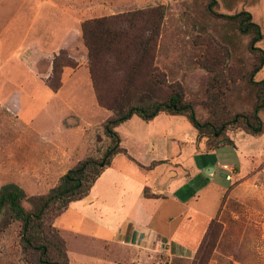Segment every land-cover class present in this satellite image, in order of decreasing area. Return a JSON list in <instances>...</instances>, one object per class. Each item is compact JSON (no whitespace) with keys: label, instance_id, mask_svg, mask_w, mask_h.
Here are the masks:
<instances>
[{"label":"crops","instance_id":"0c3cea01","mask_svg":"<svg viewBox=\"0 0 264 264\" xmlns=\"http://www.w3.org/2000/svg\"><path fill=\"white\" fill-rule=\"evenodd\" d=\"M80 24L77 7L71 3L64 5L62 0H0V116L4 114L7 120L10 117L12 126L14 114L18 115L17 123L22 129L29 128V119H20V113L13 107L16 101L8 89L23 92L28 75L44 74L46 60L53 63L61 50L77 59L78 48L74 44L81 39ZM82 45V53L87 55V48ZM48 69L51 70L50 65ZM71 70L64 67L63 82L57 91L43 84L51 93L49 100L55 99L54 107L59 111L53 125L38 122L42 138L55 133L53 128L60 125L63 108L75 106L70 92L83 89L79 82L67 80ZM34 80L37 82L35 77ZM90 85V100H75V104L90 103L94 107L95 94ZM47 102L43 110L50 112ZM96 107L101 108L99 104ZM181 117L161 113L144 123L135 115L125 122L147 129L146 133L137 130L129 136L138 155H132L130 146L123 143L125 152L113 158L87 196L71 202L55 219L66 240L70 264H172L174 258L193 259L209 223L219 216L224 205L219 196L207 197L211 186L223 190L216 181V171L226 172L229 191L233 182L227 179L230 171L223 166L233 168L235 176L244 178L254 164L253 158L258 156L252 149H242V143L249 145L245 136L232 137L241 131L238 130L229 133L238 161L225 163V159H220L221 147L206 149L194 127L195 132L190 134L192 141L184 140L189 126H179L184 123ZM3 124L0 117V127ZM154 125L160 126L155 129ZM82 129L62 132L60 138L64 141L54 149L53 158L50 154L43 155V164L65 173L84 158L89 140L85 128ZM66 219L73 221L67 223ZM199 220L203 230L196 226Z\"/></svg>","mask_w":264,"mask_h":264},{"label":"rangeland","instance_id":"374dc122","mask_svg":"<svg viewBox=\"0 0 264 264\" xmlns=\"http://www.w3.org/2000/svg\"><path fill=\"white\" fill-rule=\"evenodd\" d=\"M217 1L215 9L222 13L232 14L242 9L249 10L264 33V0ZM208 2V0H62L64 5L71 3L77 7V20L81 23V29L82 23L87 19L164 5L166 17L158 41L156 64L167 73L170 83H180L183 86L186 98L194 102L201 119H208L211 116L210 109L207 107V104L211 102L210 94L216 95L220 102L225 103L226 109L218 111L224 119L230 113L252 110L258 94L257 88L250 85L246 77L231 81L230 76H243L246 71L249 72L256 63V57L248 49L251 35L241 34L234 22L211 14L208 11ZM82 44L84 41L81 32V39L74 44L77 45L78 51L75 52L77 59H73L78 65L74 71L71 70L73 67H68L71 71L66 76L69 82L82 84L83 89L70 92V99L75 106L71 104L62 109L60 125L54 127L55 133L51 132L47 138L39 136L37 125L40 122L44 126H50L54 124L55 117L58 119L55 114L59 109L54 107L57 102L55 103V99L49 100L51 93L47 88L53 63L46 60L44 74L28 75L30 83H25L27 86L23 92L15 88L8 89V93L16 101L13 103L15 111L20 113V119L22 117L24 120L29 119V128L25 126L21 128L17 123L18 115L16 114L13 115L14 126L9 121L10 117L7 120L4 114L0 116L1 122L4 123L0 127V187L5 183L15 182L21 185L29 195L44 194L52 188L64 171L49 169V166L42 162L43 155L50 154L52 158L54 157V149H58L60 143L64 141L60 138L64 131H83L82 128H85L86 137L89 140L87 155H99L108 145L109 139L104 131V123L112 111L102 107L96 95H94L93 108L90 103L87 106L75 104V100H90L89 92L92 90L88 56L82 53ZM259 45L264 49V40ZM85 48H87L86 45ZM65 52L69 55L67 50ZM226 52L229 57L227 64L237 69L233 74L228 69L224 70L219 60L224 58ZM207 65L216 68L219 73L224 72V78L216 81L214 87H211L213 73L206 68ZM48 71L49 74H47ZM256 78H264V68ZM44 83L47 87L43 85ZM209 88H211L210 92ZM93 92L95 94L94 88ZM47 101L50 102V112L43 110ZM98 104L102 109L96 107ZM262 117L264 119V111ZM181 118L184 123L179 126L184 128L185 125L189 126L184 140L192 141L190 134L195 130L187 119ZM121 125L117 127L124 141L121 145L123 143L129 145L132 155H138L137 147L134 149L133 139L129 136L137 130L146 133L147 129L136 127L131 122ZM159 126L154 125L153 128L156 129ZM233 135L232 137L236 139L245 136V142L249 145L239 140L242 143V149H252L258 157L253 158L254 164L244 178L233 175L231 179L233 186L229 191L230 182L226 180V172L220 169L216 171V181L223 190H219L216 185L211 186L207 197L219 196L224 205L215 219V224L212 225V242H215V246L207 255L206 264L211 261L213 264H264V151L262 152L264 132L259 136H252L243 131ZM199 139L205 141V147L209 148L204 138ZM218 151L220 159H223L222 161L225 159V163H237L238 160L235 158L237 151L232 145L221 146ZM205 172H207L206 169ZM26 205L29 204L26 203ZM66 221L71 223L73 220L66 219ZM196 226L203 230L204 225L201 220ZM192 260L184 258L180 264H191ZM0 264H38L36 257L23 249L20 240V224L17 222L0 231Z\"/></svg>","mask_w":264,"mask_h":264},{"label":"trees","instance_id":"16d2710c","mask_svg":"<svg viewBox=\"0 0 264 264\" xmlns=\"http://www.w3.org/2000/svg\"><path fill=\"white\" fill-rule=\"evenodd\" d=\"M208 1L211 14L234 22L241 34L251 35L248 49L256 57V63L243 76L231 75L230 80L246 77L247 82L257 88L252 110L230 113L223 119L218 111L226 109L225 103L210 94L211 102L207 107L211 116L201 119L194 102L186 98L183 86L169 82L167 73L156 64L158 41L166 17L164 5L85 20L82 37L88 51V68L95 95L102 107L112 111L104 123L108 145L101 154L86 155L79 160L44 194L29 195L15 182L0 187V231L19 223L21 245L36 257L38 264H69L67 243L56 227L55 219L71 202L87 196L113 158L125 152L117 127L133 116L145 121H151L161 113L185 117L197 130L198 137L206 140L209 145L206 149L233 144L230 132L241 130L252 136L263 134L264 78H256L264 68V49L259 45L264 40L262 27L247 9L232 14L222 13L215 9L217 0ZM65 51L61 50L53 60L48 85L54 91L62 85L64 67L75 68L78 65ZM228 59L226 52L219 60L223 69L233 74L237 69L227 64ZM206 68L213 73L211 87H214L216 81L224 78V72L219 73L210 65ZM215 221L212 219L209 223L191 264H206L207 255L215 246L212 242ZM182 261L183 258H174L172 264Z\"/></svg>","mask_w":264,"mask_h":264},{"label":"built area","instance_id":"2783aa9c","mask_svg":"<svg viewBox=\"0 0 264 264\" xmlns=\"http://www.w3.org/2000/svg\"><path fill=\"white\" fill-rule=\"evenodd\" d=\"M225 169L229 170L230 172L227 174V179L231 180L233 178L234 172H233V168H228L227 165L223 166Z\"/></svg>","mask_w":264,"mask_h":264}]
</instances>
